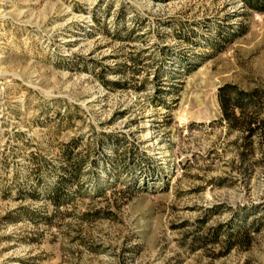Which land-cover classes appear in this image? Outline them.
Wrapping results in <instances>:
<instances>
[{
    "label": "rangeland",
    "instance_id": "374dc122",
    "mask_svg": "<svg viewBox=\"0 0 264 264\" xmlns=\"http://www.w3.org/2000/svg\"><path fill=\"white\" fill-rule=\"evenodd\" d=\"M0 264H264V0H0Z\"/></svg>",
    "mask_w": 264,
    "mask_h": 264
},
{
    "label": "trees",
    "instance_id": "16d2710c",
    "mask_svg": "<svg viewBox=\"0 0 264 264\" xmlns=\"http://www.w3.org/2000/svg\"><path fill=\"white\" fill-rule=\"evenodd\" d=\"M232 89L233 87L225 86L221 88L218 93V100L222 111V120L234 127H238L248 132L246 139L249 140L256 133L257 129L253 126L257 124L258 121L252 116L245 115L244 110L245 108H250L253 103H256L253 100H256L257 98H253L252 94L248 93H238L235 95L231 92ZM245 100H248V103L244 104L243 102ZM237 110H240V115H237ZM57 200L59 199L54 198L55 204H58Z\"/></svg>",
    "mask_w": 264,
    "mask_h": 264
}]
</instances>
